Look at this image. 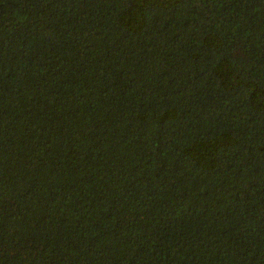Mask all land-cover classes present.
Returning <instances> with one entry per match:
<instances>
[{
	"label": "trees",
	"instance_id": "obj_1",
	"mask_svg": "<svg viewBox=\"0 0 264 264\" xmlns=\"http://www.w3.org/2000/svg\"><path fill=\"white\" fill-rule=\"evenodd\" d=\"M0 264H264V0H0Z\"/></svg>",
	"mask_w": 264,
	"mask_h": 264
}]
</instances>
